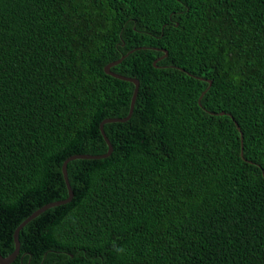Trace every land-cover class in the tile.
<instances>
[{
  "label": "trees",
  "instance_id": "trees-1",
  "mask_svg": "<svg viewBox=\"0 0 264 264\" xmlns=\"http://www.w3.org/2000/svg\"><path fill=\"white\" fill-rule=\"evenodd\" d=\"M132 48L8 264H264V0H0V254Z\"/></svg>",
  "mask_w": 264,
  "mask_h": 264
},
{
  "label": "water",
  "instance_id": "water-1",
  "mask_svg": "<svg viewBox=\"0 0 264 264\" xmlns=\"http://www.w3.org/2000/svg\"><path fill=\"white\" fill-rule=\"evenodd\" d=\"M135 48H138V47H135ZM135 48L129 49L126 53L120 55L117 59L109 61V62H107L106 64L103 65V71L105 73L110 74V75H112V76H114L116 78H119V79L128 80V81L133 83V89H132V93H131L130 100H129V106H128L127 114L125 116H123V117H107V118H103L98 123V130H99L100 134L102 135L103 140L105 141V143L107 145V149L103 153H98V154H84V153L70 154V155H68L67 157H65L63 159V161L61 163V166H60V171H61L63 182H64L66 190H67L66 197L61 198V199H57V200H54V201H50V202H47V203L39 206L38 208L33 210L31 213H29L24 219H22L14 227V229L12 231L13 248H12V250L9 253H7L4 256L0 254V264H8L10 261H12L15 258L16 254L18 252V239H17L18 231L28 220H30L32 217L37 215L42 210H44V209H46V208H48L50 206H53V205H57V204H61V203L67 202L71 198L72 191L70 189V186H69V183H68V180H67V176H66V163H67V161H69L71 159H74V158H99V157H104V156L108 155V153L111 151V144H110L107 136L105 135V133L103 131L102 125H103V123L110 122V121H124L130 116L131 111H132V107H133V103H134V99H135V96H136V92H137L138 80L136 78H134V77H129V76H125V75L113 72L112 70H110V67L112 65L116 64L117 62H119L127 53L131 52ZM161 50L163 51V54L161 56L155 58L152 61L153 65H155V61L157 59H160L161 57L165 56L166 50L165 49H161ZM206 81L208 82V84L210 83L209 79H206ZM204 90H202L199 93L198 97H197V102L198 103H199V99H200L201 95L203 94ZM217 113L218 114H223L225 112L221 110V111H219ZM235 125H236L237 129L239 130V127L236 124V122H235ZM239 141H240L239 153L241 155L242 154V143H241V132L240 131H239Z\"/></svg>",
  "mask_w": 264,
  "mask_h": 264
}]
</instances>
